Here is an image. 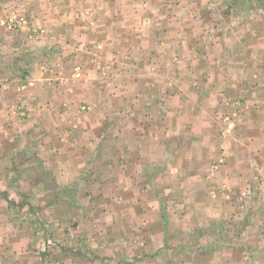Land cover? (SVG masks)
I'll return each instance as SVG.
<instances>
[{
	"label": "crops",
	"instance_id": "obj_1",
	"mask_svg": "<svg viewBox=\"0 0 264 264\" xmlns=\"http://www.w3.org/2000/svg\"><path fill=\"white\" fill-rule=\"evenodd\" d=\"M2 1L0 188L69 227L33 260L0 192V264H264V3Z\"/></svg>",
	"mask_w": 264,
	"mask_h": 264
},
{
	"label": "rangeland",
	"instance_id": "obj_2",
	"mask_svg": "<svg viewBox=\"0 0 264 264\" xmlns=\"http://www.w3.org/2000/svg\"><path fill=\"white\" fill-rule=\"evenodd\" d=\"M10 1V0H9ZM233 1L235 0H231L230 2L233 3ZM2 2H5L4 0ZM168 3V2H167ZM239 3H247V4H252V5H257L260 3H264V0H237V4ZM26 16H28L27 13L24 12H16V11H6L4 14H0V22H7L10 21L13 24L16 23L17 18H23L26 21ZM30 18V16L28 17ZM27 18V19H28ZM179 50V48H178ZM178 62V61H176ZM32 64H36V65H40L38 64L36 61L32 62L30 65ZM79 65L76 66L74 68V72H73V79H77L80 80L83 78L84 76V71H83V67ZM23 76V75H22ZM25 77H27V79H30V77L27 76H23L22 79H26ZM17 79L20 78V74L16 77ZM21 79V78H20ZM11 80V79H10ZM232 104H233V108H234V113L233 114H227L224 115L221 118L222 121V127L226 126L222 131H227L225 129H227V126L230 125L232 123V118L235 117V119H239L238 116H240V114L243 112L241 109V100L238 99H234L232 98ZM241 103H240V102ZM231 103V102H230ZM244 103V101H243ZM242 103V105H243ZM246 103V101H245ZM237 111L239 115H237ZM192 151V150H190ZM225 151V150H223ZM229 154L228 152H222V154L219 157V160L217 163L215 164H226V160L229 158ZM6 162L3 161L2 164H5ZM6 167V165H3ZM10 167V165H8ZM3 167V168H5ZM19 176L24 177L21 175V173H19ZM20 179V178H19ZM19 186H22V188H12L10 190L7 189H3L0 188V192H4V191H8L9 195H12V199L11 201H8V206L7 208L9 209V211L12 213L13 215V220L11 222L12 227H13V233L16 232V234L12 235L9 237V243H13L15 241H20V238L23 237L26 240H28L29 245H33L34 249L32 250L33 252L30 254V256H33V260H36V257L41 256V259H47L48 262H51L52 258L54 256H58V254L53 253L52 248L55 247L56 245H58V242L60 241L59 239V235H60V231H62V229H66L69 227V223L65 222V224L63 222H48L46 223L43 220L38 219V217H36V214L39 207L36 205H31V204H24L23 200L21 199L20 193L26 194L27 190H26V184L24 185L22 182L18 183ZM10 191V192H9ZM4 199V198H3ZM6 200V198H5ZM4 201V200H3ZM255 207V205H254ZM27 213V214H26ZM34 215V216H32ZM254 223V222H253ZM255 224V223H254ZM55 228V230L53 229ZM44 230H48L47 232H43L44 234H42V231ZM41 231V235H38V232ZM15 240V241H14ZM62 243V241H61ZM78 244L83 247L84 243L82 242V239L78 242ZM36 247V249H35ZM35 252V253H34ZM79 255L81 254V249L77 251ZM62 255V253H61ZM94 255V254H91ZM47 256V258H46ZM23 261H16L14 260L12 262V264H23Z\"/></svg>",
	"mask_w": 264,
	"mask_h": 264
},
{
	"label": "built area",
	"instance_id": "obj_3",
	"mask_svg": "<svg viewBox=\"0 0 264 264\" xmlns=\"http://www.w3.org/2000/svg\"><path fill=\"white\" fill-rule=\"evenodd\" d=\"M21 22H24V19L22 17L21 18H17L16 23L15 24L12 23V26L13 27H18V26H20Z\"/></svg>",
	"mask_w": 264,
	"mask_h": 264
}]
</instances>
